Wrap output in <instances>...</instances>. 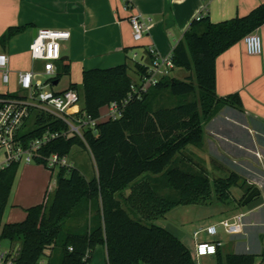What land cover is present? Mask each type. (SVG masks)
I'll return each instance as SVG.
<instances>
[{
  "label": "trees",
  "instance_id": "obj_1",
  "mask_svg": "<svg viewBox=\"0 0 264 264\" xmlns=\"http://www.w3.org/2000/svg\"><path fill=\"white\" fill-rule=\"evenodd\" d=\"M263 25L264 4L245 17L218 24L197 17L173 51L175 67L190 76L165 77L145 93L132 95L129 64L88 70L82 86L71 83L65 91H77L83 99L77 116L97 123L84 127L82 136L52 140L35 163L54 171L48 159L53 155L65 159L78 146L91 155L96 175L88 180L79 169L59 165L51 203L46 202L47 191L45 201L27 209L24 220L3 225L20 164L0 171V242L21 243L17 264H91L100 245L107 248L105 264H196L188 248L154 221L178 206L209 205L214 198L226 203L232 199V188H246L235 173L212 181L182 156L188 146L203 144L204 125L224 106L242 108L238 95L218 97L216 61ZM28 27H9L0 37L2 49ZM134 67L139 76L148 77L147 65ZM57 68L53 83L71 74L66 61L58 62ZM165 90L178 104L154 109L152 93ZM197 92L199 99H190ZM20 98L21 91L0 93V109L4 102ZM125 101L120 117L102 119L112 103ZM29 119L19 133L25 146L46 133L70 130L66 120L36 107L30 108ZM253 189H246L241 205ZM218 264H256V256L231 254L220 257Z\"/></svg>",
  "mask_w": 264,
  "mask_h": 264
},
{
  "label": "crops",
  "instance_id": "obj_2",
  "mask_svg": "<svg viewBox=\"0 0 264 264\" xmlns=\"http://www.w3.org/2000/svg\"><path fill=\"white\" fill-rule=\"evenodd\" d=\"M262 4L264 0H0V37L9 27L29 26L24 33L14 37L6 49L0 46V53L8 56L10 69L17 68L18 60H25L27 71L41 72L40 63L34 62L30 53L34 31L69 30L71 39L62 49V61L71 65V74L67 76L69 81L59 88L61 79L51 88L59 94L71 83L82 86L83 73L88 70L123 64H132L133 67L137 63L148 65L151 46L162 56L170 55L198 16L209 17L213 24H218L245 17ZM133 15L140 16L146 28L141 42H135L133 38L130 23ZM255 32L262 38L261 55H249L243 41H240L216 61L218 97L238 95L242 108L224 106L204 125L203 144L196 148L200 153L193 151L200 158V164L195 166L205 170L212 181L235 173L241 179L240 184L247 183L246 188H232V199L226 203L214 198L211 204L221 203L224 208L208 221H200V229L175 227L171 230L162 223L167 216L154 221L188 248L196 264H218L220 257L231 254L255 255L256 264H264V25ZM20 73L17 74V82ZM189 76L177 78L172 74V78L179 80ZM8 84L3 82V78L0 80V93H14ZM82 108L83 104L78 105L74 111ZM108 111L105 110L102 119L107 118ZM82 152L90 157L92 177L85 176L78 167L67 165L79 169L86 179L92 180L96 170L89 152L79 147L74 158L82 157ZM35 172L36 169L30 170V174ZM248 187H258L261 195L250 204L241 205ZM226 221L242 224L241 231L228 234L224 229L222 235L218 230L216 236L205 231L209 226H221ZM196 231H201L199 239L202 241L222 242L217 255L196 256ZM94 261L106 263V246L96 248L92 263Z\"/></svg>",
  "mask_w": 264,
  "mask_h": 264
},
{
  "label": "built area",
  "instance_id": "obj_3",
  "mask_svg": "<svg viewBox=\"0 0 264 264\" xmlns=\"http://www.w3.org/2000/svg\"><path fill=\"white\" fill-rule=\"evenodd\" d=\"M130 23L135 42H141L144 39L146 28L141 22L140 16L133 15L130 18ZM70 39L71 32L66 29H39L37 31V35L30 46V53L32 60L41 63L43 69L41 72H21L18 83L22 98L6 101L0 109V171L13 163L33 164L36 157H39V151L52 140L74 134L82 136L84 127H94L96 125L97 121L91 120L86 115L78 117L80 109L73 111L78 108L81 100V96L77 91L68 90L58 94L51 90L54 85L53 80L57 76V63L63 57V45ZM243 43L249 55L259 56L262 54L263 42L258 33L248 34L243 39ZM148 55L151 57V61L147 65L149 75L148 77H141L139 82H134L131 87L132 95L147 92L151 86L161 79L169 77L176 68L173 52L168 56H162L151 46L148 49ZM0 72L2 73L3 82L8 84L11 72L9 58L4 53H0ZM126 103V101L121 104L112 103L106 115L107 118L120 117ZM31 107H36L66 120L70 127L69 132L62 134L49 132L25 146L19 137V133L30 117ZM59 165H67L66 158L60 159L58 155H53L48 159L49 168L54 169ZM221 226L228 234L238 233L242 228V224L228 221L222 222ZM205 231L211 236H216L218 226H209ZM200 233L201 231L194 233L196 256L203 258L217 255L222 242L202 241L199 239ZM20 249L21 245L19 249L15 250H3L0 247V264H17Z\"/></svg>",
  "mask_w": 264,
  "mask_h": 264
},
{
  "label": "rangeland",
  "instance_id": "obj_4",
  "mask_svg": "<svg viewBox=\"0 0 264 264\" xmlns=\"http://www.w3.org/2000/svg\"><path fill=\"white\" fill-rule=\"evenodd\" d=\"M1 9V8H0ZM11 14V13H10ZM17 68L10 69V81L8 87L11 92L18 93L20 91L19 84L17 82V74L19 72H26L27 69L24 67L25 60H18ZM41 69H43V65L40 63ZM130 76L135 80L134 82H139L138 73L136 72L135 67H130ZM173 76L177 78H183L185 75H190V73L184 68H176L169 77ZM2 79V74L0 72V80ZM69 81V77L66 75L62 77V81L59 84V88H62ZM199 99V93L197 92L194 97L190 99ZM152 105L154 109L160 107H174L178 104V99L171 95L169 90H165L161 93L153 92L151 95ZM83 104V99L81 98L78 105ZM34 119L33 117L29 119L27 122V129H31L33 127ZM189 148V149H187ZM184 151V155L190 160V163L194 165L200 164V158L197 156L199 154V150L196 146H188ZM197 152L195 154L194 152ZM79 152V147H75L71 154L66 158L68 164L78 167L81 169L85 176L92 177L93 175V167L90 161V157L87 153L82 152V157L74 156ZM76 159V160H75ZM197 162V163H196ZM36 169L37 172L34 174H30V170ZM59 170V166L55 168L54 171L46 169L42 165H37L33 163L31 165H26L24 163L20 164L19 170L13 185L12 194L10 197V201L8 207L6 209L3 225L12 222H20L26 217V210L30 207L37 206L42 204L45 201V193L49 191L46 202L48 204L52 201L53 191L56 187L57 181V173ZM47 182V184H46ZM235 188V187H234ZM233 188V189H234ZM222 204H193V205H182L171 210L166 216L167 220L163 221L164 225H168L171 230H174L175 227L194 230L200 229L201 222L208 221L212 216L217 215L222 211ZM68 225L71 224L69 221ZM74 224V223H73ZM204 224V223H203ZM72 225V224H71ZM218 230L220 234L224 235V228L218 225ZM21 243L15 242L11 243L9 240H2L0 242V247L3 250H15L20 248ZM91 264H97L95 261Z\"/></svg>",
  "mask_w": 264,
  "mask_h": 264
},
{
  "label": "water",
  "instance_id": "obj_5",
  "mask_svg": "<svg viewBox=\"0 0 264 264\" xmlns=\"http://www.w3.org/2000/svg\"><path fill=\"white\" fill-rule=\"evenodd\" d=\"M37 31H38V30H35V31H34V36H35V37H36V35H37ZM54 84L57 85L58 82H55ZM260 195H261V191L259 190L258 187H255V188L250 192V194L246 197V199H245V201H244V205L250 204V203L253 201V199H255L256 197H259Z\"/></svg>",
  "mask_w": 264,
  "mask_h": 264
},
{
  "label": "bare ground",
  "instance_id": "obj_6",
  "mask_svg": "<svg viewBox=\"0 0 264 264\" xmlns=\"http://www.w3.org/2000/svg\"><path fill=\"white\" fill-rule=\"evenodd\" d=\"M74 110H75V109H74ZM74 110H73V111H74Z\"/></svg>",
  "mask_w": 264,
  "mask_h": 264
}]
</instances>
